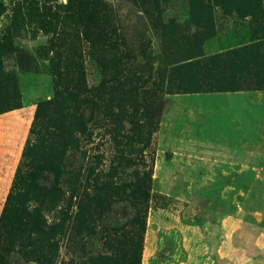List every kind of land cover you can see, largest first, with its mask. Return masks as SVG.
I'll return each instance as SVG.
<instances>
[{
	"label": "rangeland",
	"instance_id": "obj_1",
	"mask_svg": "<svg viewBox=\"0 0 264 264\" xmlns=\"http://www.w3.org/2000/svg\"><path fill=\"white\" fill-rule=\"evenodd\" d=\"M262 43L264 0H0V220L9 202L17 225L28 215L13 197L25 183L19 170L41 182L40 158L51 157L70 195L71 175L85 173L94 153L108 170L115 132L147 130L154 155L141 264H264ZM224 54L234 60L200 69ZM78 80L93 142L35 134L39 106L60 124L57 101ZM34 189L30 208L57 221L61 202L40 204ZM122 195L91 203L94 232L56 236L50 264H105L106 231L132 226V205L111 210ZM39 240L15 244L18 252L6 243L0 264H49L24 251L44 250Z\"/></svg>",
	"mask_w": 264,
	"mask_h": 264
},
{
	"label": "trees",
	"instance_id": "obj_2",
	"mask_svg": "<svg viewBox=\"0 0 264 264\" xmlns=\"http://www.w3.org/2000/svg\"><path fill=\"white\" fill-rule=\"evenodd\" d=\"M258 48L264 49V43L260 44ZM55 59H58V55L53 57L54 61ZM233 60L234 54L204 57L202 63H200V69L214 67L217 70ZM30 61L34 62L32 57H30ZM174 69H171L170 72L174 73ZM216 85V81L209 82L210 87ZM84 90L85 85L78 80L73 83L71 90L66 95H61L57 101V106L61 112L60 124L56 123L58 121L57 116H44L42 114V109L49 110L52 107L47 103L41 104L37 111L33 132L40 134L43 130L52 129V133L62 140L69 137L72 140L71 145L73 147H79L85 141L93 142L94 131L89 128L88 119L84 112L87 102V97L83 94ZM64 134H67V136H64ZM113 139H115L118 146H116V154L108 170L101 168L105 154L101 151L94 153L93 159L87 164L85 173L79 170L71 175L73 177V180L70 181L72 196L71 194L67 195V192L61 186V177L57 171L53 170L54 167L48 165V162L53 161L51 157L40 158L43 160L41 182H35V180L33 182L25 181L22 174H20V170L18 171V182L25 183L22 190H15L13 197L17 198L19 207L26 210L25 212L28 215L22 221L23 223L17 225L15 214L13 209L10 208L9 202V207L6 208L0 220V256L6 243L12 246L11 251L18 252L22 250H16L15 244L23 248L31 241L40 239L39 242L45 251L40 248V252L36 245L24 251L32 254V256L37 255L41 259L49 260L50 264L52 261L51 251L55 249L58 243V241H54L55 237L67 236L70 229H73L75 234L82 238L87 233L94 232L95 228L87 222V220L93 218L92 210H90L91 203L96 201L98 197H104L109 193L123 190V195L119 199L113 198L110 200L111 210L114 211L113 209H115L114 203L122 204L124 207L129 204L132 205L134 208L132 210L133 214L131 212L132 226H112L106 231V239L111 247V253L102 255L101 258L105 264H108L107 260L114 261V264H141L147 224L146 202L153 172L151 165V158L154 155L153 135L151 131L147 130H140L133 137L117 131L114 133ZM31 148L32 146L25 152L27 156ZM64 153L65 150H62L61 158ZM51 173L53 178L50 175ZM35 187L39 194L37 200L40 204L46 201L61 202L57 221H50L43 213V209L38 206L30 208L26 197L30 195L32 190H35ZM128 188H130V191H127ZM91 189L94 190L93 194L90 192ZM74 204L76 210H73V207L71 208ZM12 207H15V205ZM100 214L104 217L102 209H100ZM71 218H74V226H71L73 222L69 221Z\"/></svg>",
	"mask_w": 264,
	"mask_h": 264
}]
</instances>
